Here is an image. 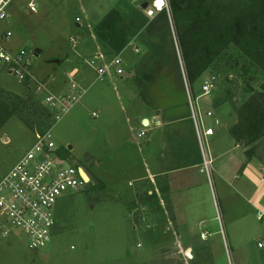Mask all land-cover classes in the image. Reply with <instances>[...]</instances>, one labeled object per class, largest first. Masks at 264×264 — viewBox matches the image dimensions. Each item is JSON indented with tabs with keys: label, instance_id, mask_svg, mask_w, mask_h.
<instances>
[{
	"label": "rangeland",
	"instance_id": "1",
	"mask_svg": "<svg viewBox=\"0 0 264 264\" xmlns=\"http://www.w3.org/2000/svg\"><path fill=\"white\" fill-rule=\"evenodd\" d=\"M29 1L12 0L8 5L7 17L0 20V33L9 31L10 35L0 38V46L11 52L23 48L33 54L32 79L20 82L0 68V99L9 103L15 96L27 99L32 95L40 106L50 109L44 99L47 92L37 91L34 79L48 83V93H67L68 89L79 93L76 101L59 112L48 130L54 146L67 152L62 166L81 165L88 180L58 198L53 208L50 240L39 250H31L21 231L0 216V264H193L173 235L160 234L156 217L143 214L141 208L146 204L140 192L131 191L138 184L133 179L140 172L139 150L150 133L146 131L137 137L132 117L143 103L158 106L164 103L163 94L170 96L180 89L174 66L170 64L157 73V66L141 63L144 49L133 41L138 53L130 46L121 52L125 60L123 77L119 78L112 70L98 77L95 68L106 64L112 54L98 43V49L88 46L90 38L95 40L93 25L111 8L145 0H32L35 12L25 13ZM96 52L98 56H94ZM221 63L204 73L205 77L215 76L214 88L201 99L212 109V117H204V122L217 131L214 129L215 133L207 140L213 162L211 181L206 178L203 210L208 217L216 216L217 220L211 224L218 232V220L226 226L231 221L235 235L240 233L238 226L245 220L250 227L246 231L248 239L264 244V191L256 203L247 200L259 178L251 169L243 168L245 157L228 132L235 122L232 105L229 101L212 103L224 95L226 84L230 83L228 75H234ZM72 68H76V73L68 77ZM201 81L193 87L198 90ZM71 82L76 85L73 90ZM29 118L31 122L35 120ZM34 133L16 115H11L0 127V177L34 143ZM216 153H222L223 160L233 163L234 172L243 174L241 179L231 183L232 174L225 181L218 177ZM258 153L260 162H255L262 166L264 140L259 143ZM132 165L135 170L139 168L137 173ZM227 167L229 172L233 171L232 164ZM257 211L262 212L260 220L256 218ZM4 231L7 233L3 234ZM221 237L219 233L206 237L207 244L213 245L212 252H208L212 256L208 258L226 264L221 258L227 253ZM186 239H192L193 245L205 244L198 231Z\"/></svg>",
	"mask_w": 264,
	"mask_h": 264
},
{
	"label": "trees",
	"instance_id": "2",
	"mask_svg": "<svg viewBox=\"0 0 264 264\" xmlns=\"http://www.w3.org/2000/svg\"><path fill=\"white\" fill-rule=\"evenodd\" d=\"M140 4L128 2L111 8L93 25L101 49L113 56L135 41L144 49L141 63L157 66V73L171 64L183 87L181 62L194 94L199 88L195 92L193 86L205 71L223 62L234 75H228L230 83L214 105L229 101L235 115L228 129L230 136L246 162L260 159L258 146L264 140V0H168L169 15L163 10L152 18ZM11 115L31 126L35 134L48 130L55 121V111L40 106L32 95L27 99L15 96L9 103L0 99V127ZM30 116L35 118L33 122ZM57 153L64 159L67 155L65 150L57 149Z\"/></svg>",
	"mask_w": 264,
	"mask_h": 264
},
{
	"label": "crops",
	"instance_id": "3",
	"mask_svg": "<svg viewBox=\"0 0 264 264\" xmlns=\"http://www.w3.org/2000/svg\"><path fill=\"white\" fill-rule=\"evenodd\" d=\"M143 2H146V0L141 1V4ZM24 12L29 13L26 9H24ZM90 39L88 40V46L98 49L96 39ZM94 56H98L97 52ZM123 61L125 60L123 59ZM133 67V69L136 68V66ZM70 72L74 75L76 68H72ZM122 75L119 78H122ZM203 78H205L204 74L201 79L203 80ZM47 85L48 83L46 87ZM177 86L180 89L170 96L167 94L162 95L164 103L158 106L143 103L141 110L132 117L134 129H137V133L142 129L144 132L150 131V133L139 150L141 151L140 169L136 167L135 170L132 165L135 173L138 169L140 172L133 179L138 184L131 191L132 193L140 192L141 198L145 199L143 203L146 204L141 208L143 214L150 218L156 217L157 224L161 229L160 234L163 236L173 235L179 247H184L185 251H188V256L185 255V252L183 254L186 259H189V262L193 261V264H198L197 261L200 260L199 264H217L216 259L210 260L208 258L212 256L208 252L209 250L212 252L213 245L211 243L207 244L208 238L206 237L218 236L219 233L222 236V242L226 243L227 253L221 257L226 264L227 262L228 264H264V244L259 247L258 243L260 241L253 242V240L248 239L246 231L250 227L247 221L243 220L239 224L240 236L238 237L239 234L235 235V226L231 221L228 220L226 226L223 221L219 222L218 220L220 233L211 224V221L217 220L216 216L211 215L208 217L203 210V202L205 201L203 194L207 189V179L200 169V152L194 137L192 123L188 118L185 94L179 82ZM194 91L196 92L197 88H194ZM194 95L197 96L198 93L196 92ZM202 97L198 98L200 108L210 110L211 108L206 105L205 101L201 100ZM136 118H139V120L145 118L147 123L142 125L136 121ZM142 126H146V128L144 129ZM214 129L213 133H215V130L217 131V128ZM235 147L239 146L235 144ZM215 156L218 159L216 167L219 172L218 177L222 181H225V178L230 177L231 174V183L232 181L235 182L236 179H241L243 174L239 175L238 170L234 172L236 167L226 159L223 160L222 153L219 155L216 153ZM255 161L260 162L252 159L243 164L241 163L243 168L251 169L259 178L255 189L247 199L250 203H256L262 191H264V179H260L257 172L261 164H257ZM231 164L234 168L232 172H229L230 169L227 166H231ZM76 166L80 167L81 165L77 164ZM137 188H139L138 191ZM196 231H198L201 242L205 244L193 245L191 242L193 238L186 239V236L195 235ZM216 240L219 241L218 238Z\"/></svg>",
	"mask_w": 264,
	"mask_h": 264
},
{
	"label": "built area",
	"instance_id": "4",
	"mask_svg": "<svg viewBox=\"0 0 264 264\" xmlns=\"http://www.w3.org/2000/svg\"><path fill=\"white\" fill-rule=\"evenodd\" d=\"M11 1L0 0V20L7 17L6 9ZM146 2L147 5L143 11L147 17L152 18L163 10L169 15L168 0H163L159 6L156 0H147ZM26 11L35 12V4L32 0L27 3ZM75 20L78 21L79 18L76 17ZM9 35L10 32L6 31L5 33L2 32L0 37L5 39ZM128 46L134 53H138L139 50L133 41H130L126 47ZM176 51L178 54L177 48ZM121 52L111 56L106 64L95 68L98 77H103L111 70L116 76H121L124 73V61ZM32 57L33 54L23 48L11 52L0 46V68H5L20 82L32 79ZM179 66L188 118L192 123L194 137L200 152V169L210 182L213 161L209 154L207 140L213 134V129L204 122V117H212V113L210 110L200 108L198 98L206 96L212 91L215 76L208 75L203 78L199 84V93L196 96L185 77L181 62ZM68 77H73V73L69 72ZM34 83H36L35 89L37 91L44 90L47 92L44 99L50 109L55 111V119L59 117L60 111L67 109V106H70L79 97V93L76 95L75 91H69V89L67 93H48L43 82L34 79ZM75 88L76 85L71 82L70 89ZM92 115L95 116L96 114L92 113ZM144 133L143 129L140 130L137 137L143 136ZM57 149L54 146L50 130L36 133L34 143L11 169L0 177V216L21 231L31 250L43 248L50 240L54 227L53 208L58 198L77 188L79 182H83L76 165L62 166L64 158L57 153ZM260 167L259 176L260 179H264V165ZM256 218L261 219L262 213L257 212ZM6 233V231L3 232V234ZM258 246H262V243H258Z\"/></svg>",
	"mask_w": 264,
	"mask_h": 264
},
{
	"label": "water",
	"instance_id": "5",
	"mask_svg": "<svg viewBox=\"0 0 264 264\" xmlns=\"http://www.w3.org/2000/svg\"><path fill=\"white\" fill-rule=\"evenodd\" d=\"M146 5H147V2H143L142 4H140V8H141V9H144V8L146 7ZM36 51H38V50H36ZM54 62L57 63L58 60H55ZM233 99H235V98H233ZM136 121H137V122H140L142 125H145V124L147 123V120H146L145 118H143V119H141V120H139V118H136ZM80 170H81V169H80ZM80 170H79V173H80ZM80 177H81V179H82L83 182H87V181H84V179L82 178L81 174H80ZM185 255L188 256V254H187V250L185 251Z\"/></svg>",
	"mask_w": 264,
	"mask_h": 264
},
{
	"label": "bare ground",
	"instance_id": "6",
	"mask_svg": "<svg viewBox=\"0 0 264 264\" xmlns=\"http://www.w3.org/2000/svg\"><path fill=\"white\" fill-rule=\"evenodd\" d=\"M80 174H81L82 178L84 179V181L88 180L86 175L84 174V171L80 170ZM187 254H188V251H187Z\"/></svg>",
	"mask_w": 264,
	"mask_h": 264
},
{
	"label": "snow or ice",
	"instance_id": "7",
	"mask_svg": "<svg viewBox=\"0 0 264 264\" xmlns=\"http://www.w3.org/2000/svg\"><path fill=\"white\" fill-rule=\"evenodd\" d=\"M156 2H157V5L159 6L163 3V0H156Z\"/></svg>",
	"mask_w": 264,
	"mask_h": 264
},
{
	"label": "flooded vegetation",
	"instance_id": "8",
	"mask_svg": "<svg viewBox=\"0 0 264 264\" xmlns=\"http://www.w3.org/2000/svg\"><path fill=\"white\" fill-rule=\"evenodd\" d=\"M77 168H78V172H79L80 169H81L82 171H85L84 168H83L82 166H80V167L77 166Z\"/></svg>",
	"mask_w": 264,
	"mask_h": 264
}]
</instances>
